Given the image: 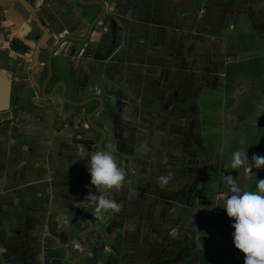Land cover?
I'll list each match as a JSON object with an SVG mask.
<instances>
[{"label":"crops","instance_id":"crops-1","mask_svg":"<svg viewBox=\"0 0 264 264\" xmlns=\"http://www.w3.org/2000/svg\"><path fill=\"white\" fill-rule=\"evenodd\" d=\"M110 1L127 34L121 63L103 60L102 48L95 46L69 59L79 82L101 91L102 85L112 95L105 145L121 157L124 180L119 190L108 189L109 198L119 214L129 215L130 226L141 223L145 237L157 236V230L175 245L201 250L211 238L227 242L233 218L209 207L215 199L206 189L198 190L191 206L184 205L191 165L181 164L180 140L187 130L179 124L177 102L189 94L193 75L205 72L214 47L220 48L224 84L228 62L264 56V0H192L182 12L186 0ZM243 18L247 30L241 28ZM79 19L73 0H0V78L9 80V92L18 71L28 74L32 65V44L19 50L20 30L38 36L39 27L54 23L77 31ZM2 85L0 80V92ZM33 100L39 97L34 94ZM47 119L24 128L10 125L7 139L0 140V264H52L67 221L95 191L85 167L95 150L82 133L56 131L52 114ZM114 234L117 230L107 235ZM233 254L243 264L244 254Z\"/></svg>","mask_w":264,"mask_h":264},{"label":"flooded vegetation","instance_id":"flooded-vegetation-1","mask_svg":"<svg viewBox=\"0 0 264 264\" xmlns=\"http://www.w3.org/2000/svg\"><path fill=\"white\" fill-rule=\"evenodd\" d=\"M76 7L79 9V15H81V10L83 6L78 4L77 0H73ZM106 9V14L112 16L115 20L116 26V36L115 40L112 41L110 35V29L104 28L105 38L103 42H90L82 45L76 49V51L69 55V47L66 50V55L63 56L59 61V68H52V72L57 73L60 71L61 75L59 78L69 81L70 84L76 85L78 87V95L74 97V92H70L68 97L75 100H83L87 97L99 95L104 97L105 103L101 109H99L95 114L92 115L91 120L93 124L100 126L106 131V137L102 141V148L116 155L119 160L118 167L121 166V157L118 154L113 153L110 148L106 147L105 142L110 139L109 132L107 129V122L109 115L107 112L111 107L113 99L112 95L108 92H104L103 86L100 85L99 90L95 86L86 83H81L75 77V71L71 68V62L69 59L76 53H85L90 47L102 48L103 60H109V58L115 60L118 59L120 62L123 54V47L126 45L127 34L124 30V25L121 20L114 17V13L118 14L117 8L112 4L110 0H103ZM98 10V7H94ZM121 16L120 14H118ZM107 24L106 26H109ZM63 26L60 25L61 34H67L68 32H73L72 30L62 29ZM205 27L200 26L199 32H203ZM31 41H27L22 38L20 40L19 50L24 51L29 44H32L31 52L29 54L30 62L32 64L31 54L33 44L36 42L31 35H27ZM119 41V43H117ZM112 43L115 46L112 48ZM22 54V53H21ZM209 55L211 59L209 61V66L206 64L205 72H200L193 75V81L190 86L189 94L181 101L177 102V106L180 110L178 116H181L179 124L182 128L186 129V134L182 135L180 140L181 146V159L183 162H187L191 165L190 170V181L185 188L184 205L189 207L193 204L195 199V194L198 190L201 191L202 185V174L204 170L205 163L207 161L206 149V138L202 136V131H200V120L198 118V94L197 91L203 88V86L212 84V81L220 74V48L214 47L211 51L209 50ZM18 59H21L19 56ZM45 62V56L42 59ZM117 62V60H116ZM121 63V62H120ZM196 70L200 71V66L195 67ZM33 71L32 65L28 74H24L23 70L18 71L19 75L14 77L10 81V92L8 105L4 108L3 112H0V140L7 139L8 127L11 126H23L33 125L38 123L39 125L47 121L52 114L51 126L56 131L63 132V129L74 130L82 133L85 140L89 143L91 149L97 151V142L101 138V134L89 126L86 122L87 114L93 110L98 102L91 101L87 106H83L82 110L76 109L75 106H59L52 107L46 100L41 97L37 90L39 89L38 84H40L47 76L45 69L42 73L38 75L37 86L31 81V74ZM207 71V72H206ZM212 74V75H211ZM203 79L205 80L203 82ZM30 85V89H29ZM213 85V84H212ZM28 86V87H27ZM200 88V89H199ZM37 95L39 101L34 102L33 96ZM192 105H194V112L191 111ZM183 109V110H182ZM70 112V113H69ZM5 115V116H4ZM24 137H28V133H24ZM183 167V166H182ZM127 171V169H124ZM197 170H200V177L194 191L190 197L188 203H186L187 189L194 179ZM44 180H41L43 184ZM83 195V194H82ZM100 197L104 196V190L101 191ZM106 197L109 198L108 189L106 190ZM95 201L90 199L86 200L84 203L79 204L75 210L74 219L70 222L67 221L66 228L67 233L63 237L59 246H56L53 253L56 254L55 261L52 264H71L73 260H76L74 264H198L199 263V251L202 249L195 248V246L185 245L180 243L175 245L172 242L171 237L161 235L157 230L154 232L157 236L149 235L145 237L143 235V229L141 223L139 225L130 226L129 215L119 214L115 209L110 210V218L107 219L104 225H100L96 222L97 215L96 212L90 208L84 214L90 220L94 222V227L96 231L88 232L85 237L88 243V250L85 256L78 259L80 254L85 249V245L81 239V231L87 227V224L81 218L82 210L85 206L89 204H94ZM170 207V206H169ZM167 206L166 210L169 208ZM102 219H106L107 211L101 216ZM117 234L113 236L107 235L110 232L116 231ZM78 259V260H77Z\"/></svg>","mask_w":264,"mask_h":264},{"label":"rangeland","instance_id":"rangeland-1","mask_svg":"<svg viewBox=\"0 0 264 264\" xmlns=\"http://www.w3.org/2000/svg\"><path fill=\"white\" fill-rule=\"evenodd\" d=\"M243 19L241 28L247 30L250 25L246 18ZM197 99L200 131L207 140V161L202 177L208 181L207 193L215 199L213 206L209 207L221 209L226 216L221 207L227 190L225 175H231L242 191L248 190L250 176L245 166L231 169L228 165L233 151L242 150L255 134L258 118L264 117V99L252 97L243 78L225 85L220 75L214 85L208 83L200 89ZM220 193L224 195L218 196ZM210 241L206 249L213 252L212 264H238L233 254L238 249L232 244V236L227 242H213L212 238Z\"/></svg>","mask_w":264,"mask_h":264},{"label":"water","instance_id":"water-1","mask_svg":"<svg viewBox=\"0 0 264 264\" xmlns=\"http://www.w3.org/2000/svg\"><path fill=\"white\" fill-rule=\"evenodd\" d=\"M78 4L80 6H83L81 10L80 19L76 24V28H78L77 31L68 32L67 34H61L59 31V25H56L53 23V25H48L47 27L41 26L39 27L40 34L36 36V34L33 32V30H20L18 36L19 39H26L27 41L29 38H26V36L29 34L32 38L36 40V42L33 44L32 48V68L33 71L31 73V81L34 82V85L37 86L38 83V77H36V74H41L42 70L45 69L47 72L46 78L38 84L39 89L37 90V93L41 95L42 98L49 100V104L52 105V107H59L63 106H75L76 109L82 110L83 106H87L91 101H97V106L91 110L87 116H86V122L89 126H91L94 130L99 132L101 134V138L97 142V148L99 150H104L102 148V141L106 137V131L102 129L100 126L93 124L91 117L93 114H95L99 109H101L105 103V99L102 96L94 95L87 97L83 100H75L70 99L68 95H70V92H74V97H77L78 93V87L76 85L70 84L69 81H65L59 76L60 73V66L59 61L60 59L66 55V50L69 47V55H72L76 49L82 45H85L90 42H103L105 38V30L104 28L110 29V35L112 41L115 40L116 36V26L115 29L112 25L115 24V20L112 16H109L106 14L105 4L103 0H77ZM192 0H186L184 4H182L180 12L183 11V9L191 2ZM98 7V10H95L94 7ZM107 24H110L109 26H106ZM17 27V25L15 26ZM80 29V30H79ZM119 43V41H117ZM115 46V43H112V48ZM222 49V48H221ZM45 56V62L42 61L43 57ZM59 68L58 72H52V68ZM1 77V74H0ZM3 85L1 86V92H0V112H3L4 109L8 105V94H9V80L5 78H0ZM191 111L194 112V105H192ZM70 113V112H69ZM113 155V154H112ZM115 157L117 166L119 164L118 157L116 155H113ZM200 177V170H197L196 175L194 179L192 180L191 184L188 186L187 189V196H186V203L190 200V197L194 191V188L196 187L198 180ZM104 196L106 197V191L104 190ZM107 198V197H106ZM93 204H89L85 206V208L82 210L81 218L84 220L87 224V227L84 228L80 235L81 239L85 245V249L80 254L78 259H81L85 256L87 250H88V243L86 241L85 235L88 232L96 231V228L94 227V222L90 220L87 216H85V212L92 208L95 212V208L92 206ZM97 215V214H96ZM110 218V210L107 211V217L106 219H102L101 216H97L96 222L100 225H104L107 221V219ZM77 259V260H78ZM76 260H73L71 264H74Z\"/></svg>","mask_w":264,"mask_h":264},{"label":"clouds","instance_id":"clouds-1","mask_svg":"<svg viewBox=\"0 0 264 264\" xmlns=\"http://www.w3.org/2000/svg\"><path fill=\"white\" fill-rule=\"evenodd\" d=\"M85 155L82 152L81 159L85 158ZM251 159L252 163L249 164L245 148L235 150L228 167L237 169L245 166L247 171H251L253 167L259 169L264 166V155L253 154ZM85 167L90 176V185L95 189L85 197L95 201L92 206L97 216H102L105 211L117 209L114 200L96 196V192L101 190H119L124 180V173L117 166L112 153L101 149L87 155ZM170 177L171 173L161 177L160 183H167ZM225 181L227 190L221 207L227 217L233 218L232 244L244 254L243 264H264V178L257 179L255 191H242L231 175H225Z\"/></svg>","mask_w":264,"mask_h":264},{"label":"trees","instance_id":"trees-1","mask_svg":"<svg viewBox=\"0 0 264 264\" xmlns=\"http://www.w3.org/2000/svg\"><path fill=\"white\" fill-rule=\"evenodd\" d=\"M225 85L234 81L236 78H243L244 82L250 89V93L254 98H264V56H256L242 61H232L225 65ZM255 134L243 145L242 150L245 148L249 164L252 163V155H264V117L258 118L256 124ZM249 187L248 191L256 190L257 179L264 178V166L256 169L252 168L248 171ZM207 179L202 178L201 189H206ZM213 252L211 250L199 251L198 264H212Z\"/></svg>","mask_w":264,"mask_h":264}]
</instances>
